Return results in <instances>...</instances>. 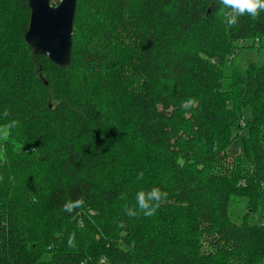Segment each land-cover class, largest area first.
I'll return each instance as SVG.
<instances>
[{
  "label": "trees",
  "instance_id": "trees-1",
  "mask_svg": "<svg viewBox=\"0 0 264 264\" xmlns=\"http://www.w3.org/2000/svg\"><path fill=\"white\" fill-rule=\"evenodd\" d=\"M226 11L77 0L61 66L26 41L28 0H0V264H260L264 61L232 59L264 51V11L232 26ZM154 187L155 215L129 217ZM233 196L257 222L232 220Z\"/></svg>",
  "mask_w": 264,
  "mask_h": 264
},
{
  "label": "water",
  "instance_id": "water-1",
  "mask_svg": "<svg viewBox=\"0 0 264 264\" xmlns=\"http://www.w3.org/2000/svg\"><path fill=\"white\" fill-rule=\"evenodd\" d=\"M31 10L25 39L35 53L66 66L70 62L73 20L77 0H28Z\"/></svg>",
  "mask_w": 264,
  "mask_h": 264
},
{
  "label": "clouds",
  "instance_id": "clouds-1",
  "mask_svg": "<svg viewBox=\"0 0 264 264\" xmlns=\"http://www.w3.org/2000/svg\"><path fill=\"white\" fill-rule=\"evenodd\" d=\"M222 8L229 10L225 12L226 20L229 26L235 25L238 22V18L244 15H248L255 19L258 17L261 11H264V0H216ZM9 115L8 110L5 109L4 116ZM16 121H12L6 127L8 129L16 125ZM2 179V177H0ZM137 179H142V175ZM167 193L162 192L159 188H152L145 192L143 190L136 194V208H130L126 206V214L129 217L138 216L143 213L145 217L155 215L157 209L164 199L167 198ZM123 198V194H122ZM84 204L83 197H78L75 200H68L63 204V211L71 214L75 209L82 207ZM75 238V234L69 236L68 243L71 245Z\"/></svg>",
  "mask_w": 264,
  "mask_h": 264
},
{
  "label": "rangeland",
  "instance_id": "rangeland-1",
  "mask_svg": "<svg viewBox=\"0 0 264 264\" xmlns=\"http://www.w3.org/2000/svg\"><path fill=\"white\" fill-rule=\"evenodd\" d=\"M264 61V51H258L255 48H244L241 47L240 50L233 57L232 62L240 68L246 67L250 62L261 63ZM233 64L226 62V74H228L231 70V66ZM251 115L250 108L244 109V116L249 118ZM7 130L3 128L0 130V135L2 138L6 137ZM241 139L238 136L234 141L227 147V152L230 154H235L241 150ZM229 214L232 220L236 222H241L243 219H247L249 222H257L258 217L256 213H248L246 208V198L233 196L229 202ZM260 264H264V259L260 262Z\"/></svg>",
  "mask_w": 264,
  "mask_h": 264
},
{
  "label": "built area",
  "instance_id": "built-area-1",
  "mask_svg": "<svg viewBox=\"0 0 264 264\" xmlns=\"http://www.w3.org/2000/svg\"><path fill=\"white\" fill-rule=\"evenodd\" d=\"M102 260H104V258H102ZM81 264H83V263H81Z\"/></svg>",
  "mask_w": 264,
  "mask_h": 264
}]
</instances>
